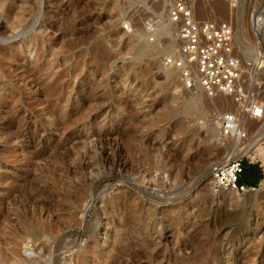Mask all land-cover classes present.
<instances>
[{"label":"rangeland","instance_id":"rangeland-1","mask_svg":"<svg viewBox=\"0 0 264 264\" xmlns=\"http://www.w3.org/2000/svg\"><path fill=\"white\" fill-rule=\"evenodd\" d=\"M170 1L0 0V264H264V182L241 193L210 175L241 145L211 126L240 107L201 92L192 108L166 76ZM195 2L238 27L245 87L264 101V0ZM261 141L246 163L263 177ZM142 240L153 259L136 261Z\"/></svg>","mask_w":264,"mask_h":264},{"label":"built area","instance_id":"built-area-1","mask_svg":"<svg viewBox=\"0 0 264 264\" xmlns=\"http://www.w3.org/2000/svg\"><path fill=\"white\" fill-rule=\"evenodd\" d=\"M220 1L237 6L239 0ZM196 10L195 0H172L169 17L174 39L178 43L179 56H165L164 63L180 69L187 89L199 87L210 98L223 94L240 107H244L242 112L236 109L226 111L220 116V136L231 145H235L236 139L239 138L240 148H244L250 139L249 131L242 126L244 118L247 116L252 119L262 118L264 101L254 98L245 87L244 65L240 57L234 53L232 23L201 19L197 16ZM155 21L153 18L148 20L147 31L155 29ZM256 21L264 20L263 17L257 16ZM149 38L150 41L154 40L153 35ZM263 64V57L258 56L253 68L261 70ZM248 157V155L225 156L213 163L210 166V175L215 185L223 190L241 193L256 190L258 185L264 182V166L261 161L263 177L258 185L242 183L240 180ZM247 162L254 163L251 160Z\"/></svg>","mask_w":264,"mask_h":264},{"label":"bare ground","instance_id":"bare-ground-1","mask_svg":"<svg viewBox=\"0 0 264 264\" xmlns=\"http://www.w3.org/2000/svg\"><path fill=\"white\" fill-rule=\"evenodd\" d=\"M215 1V0H214ZM242 1V0H241ZM154 3L155 2H157V1H153ZM172 3V0L169 2V4H168V7H167V10H166V12H165V15H164V21H168V23L172 26V24H171V22H170V17H169V6H170V4ZM242 3V2H241ZM154 5V4H153ZM233 10V9H232ZM243 10V8H242V6H239V9H238V15H237V18H238V20L239 21H241L240 19H242V11ZM157 20L158 19H156V24H155V26L158 24V22H157ZM254 21H256L255 19H254ZM260 22V21H259ZM255 24V23H254ZM263 24V23H262ZM257 25H260V23H257L256 25H255V29H256V27H257ZM262 25H260L259 26V28L261 27ZM263 26H264V24H263ZM173 27V26H172ZM261 29V28H260ZM239 30H238V27H237V31L235 32V34H234V36L236 37V34H237V32H238ZM257 32V31H256ZM260 32V31H259ZM259 32H258V34H259ZM164 33V30H159L158 31V33H157V36L159 35H162ZM235 37H233V44H234V38ZM173 39H174V35H173ZM175 40V39H174ZM151 44L150 43H148V42H145L144 40L142 41V42H140V46H139V50L140 51H143L145 48H147L148 46H150ZM176 46H178V43H177V45ZM166 55L167 56H175V57H178L179 56V52H178V48H174V49H171V50H169V51H167V53H166ZM255 55V54H254ZM257 59H258V57H257V54L255 55V57L252 59V61H254V62H256L257 61ZM162 66L165 68V72H166V76L169 78H171L172 79V82H173V84L175 85V87H176V90H178V91H181V90H184V91H186V92H190V93H192V94H195L196 95V98H191L187 103L189 104V105H191L192 106V108H193V105L195 104V102H197L198 104H199V102H200V98H201V95H202V91H201V89L199 88V87H195L194 89H187L186 87H185V84H184V81H183V79H182V76H181V72H180V69H178V68H175L174 66H172V65H166L165 63L164 64H162ZM245 67V66H244ZM202 92V93H201ZM221 95H223V94H219L218 96H221ZM217 96V97H218ZM216 98V97H215ZM237 105H239V104H237ZM236 106V105H235ZM239 107H240V105H239ZM242 110H244V108L243 107H240V111L242 112ZM221 114L222 113H219V115H218V119H219V121H218V124H216V126L215 125H213V126H211V128H212V130H213V133L211 134L210 133V136H213L214 138H216V143H220L222 140H224V138L223 137H221L220 136V116H221ZM249 117V116H248ZM249 120L250 121H254V120H257V119H252L251 117L249 118ZM242 126H243V123H242ZM244 127V126H243ZM245 129V128H244ZM252 138V137H251ZM262 139H264V137H263V133H261V134H259L258 136H256V138L255 139H249V141H247V143H246V145H245V147L244 148H240L238 145H236V147L234 148V152L232 153V155L231 156H233V157H238V156H241V155H247L248 153H249V155H250V153H251V149H253V147L254 146H256L257 144H259V143H261L262 141ZM236 142L238 143V142H241V140L238 138V139H236ZM239 144V143H238ZM236 152V153H235ZM26 166V165H25ZM128 166V165H127ZM132 166V165H131ZM24 167V166H23ZM22 167V168H23ZM24 168H27V167H24ZM23 168V169H24ZM127 168V167H126ZM133 169V168H132ZM142 179H144V176H142ZM5 180V179H4ZM13 180V179H12ZM11 183V182H10ZM5 184H9V180H6L5 181ZM138 236V235H137ZM140 239V238H139ZM128 244H130L131 245V242H129ZM138 245V247H137V256H136V261H140V260H143L144 258H148V259H153L154 258V256H156L155 255V252L157 251V246L155 245V246H153L152 247V245L150 244V243H148V241H146V240H142L141 241V244L139 243V244H137ZM156 250V251H155ZM134 259V258H133Z\"/></svg>","mask_w":264,"mask_h":264},{"label":"trees","instance_id":"trees-1","mask_svg":"<svg viewBox=\"0 0 264 264\" xmlns=\"http://www.w3.org/2000/svg\"><path fill=\"white\" fill-rule=\"evenodd\" d=\"M257 167L254 168L248 167L247 163H245V171L242 174L241 182L249 185H258L261 180V175L256 172Z\"/></svg>","mask_w":264,"mask_h":264},{"label":"crops","instance_id":"crops-1","mask_svg":"<svg viewBox=\"0 0 264 264\" xmlns=\"http://www.w3.org/2000/svg\"><path fill=\"white\" fill-rule=\"evenodd\" d=\"M248 167L254 168L255 165L251 164V163H247Z\"/></svg>","mask_w":264,"mask_h":264}]
</instances>
